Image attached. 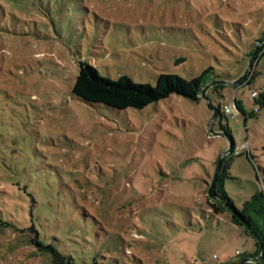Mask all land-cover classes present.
I'll return each mask as SVG.
<instances>
[{
	"label": "rangeland",
	"instance_id": "374dc122",
	"mask_svg": "<svg viewBox=\"0 0 264 264\" xmlns=\"http://www.w3.org/2000/svg\"><path fill=\"white\" fill-rule=\"evenodd\" d=\"M263 36L264 0H0V264H55L50 245L64 264L242 262L254 239L209 188L220 160L239 210L264 186ZM80 60L151 84L213 66L223 86L118 110L72 93Z\"/></svg>",
	"mask_w": 264,
	"mask_h": 264
},
{
	"label": "trees",
	"instance_id": "16d2710c",
	"mask_svg": "<svg viewBox=\"0 0 264 264\" xmlns=\"http://www.w3.org/2000/svg\"><path fill=\"white\" fill-rule=\"evenodd\" d=\"M262 39H257L256 42ZM255 51H257L256 57L263 56L264 43L260 47L255 45L253 52H250L249 55H253ZM211 71H214L213 66L205 68L199 75L192 78H185L176 73L162 72L157 76L156 83L151 84L149 82L134 81L126 74L120 75L117 79L106 77L89 61L80 60L78 73L71 91L74 95L90 104H104L118 110L128 108L143 109L174 93L195 100L199 99L201 95L203 96L204 88L211 84L207 78V74ZM252 82V78L246 77L238 82L236 87L242 84L250 85ZM222 86V82H217L212 86V89L218 90ZM252 97L256 104L253 115L261 111L264 112V92L256 91V94L252 95ZM218 114H221L220 107L218 108ZM223 132L227 133L225 130ZM231 143H234L232 137ZM234 148L235 143L233 150ZM223 169L224 166L222 165L219 168L214 186L216 198L210 199L209 205L215 213L228 211L233 222L240 225L254 239L255 244L254 251L243 254L242 262L232 264H264V186L262 190L247 199L242 209L239 210L224 188L221 173V171H224ZM46 247L53 251L55 264H64L65 258L58 249L52 245ZM237 251L238 255L242 254L239 250ZM258 257L260 259H257L255 263L248 260Z\"/></svg>",
	"mask_w": 264,
	"mask_h": 264
},
{
	"label": "water",
	"instance_id": "95a60500",
	"mask_svg": "<svg viewBox=\"0 0 264 264\" xmlns=\"http://www.w3.org/2000/svg\"><path fill=\"white\" fill-rule=\"evenodd\" d=\"M257 54V51H255L254 52V54H253V56H255ZM251 61H252V59L250 60V63H251ZM179 62V61H178ZM249 63V64H250ZM244 78V76H241L239 79H236V80H234V81H230V82H240L242 79ZM213 84H215V83H213ZM213 84H209V85H207L205 88H204V90H203V97L205 98V99H207V96H206V91L208 90V88L210 87V86H212ZM209 100V99H208ZM209 102V101H208ZM209 106H210V108L212 109V110H214V112H215V115H214V117L217 115V113H218V109H217V107H215L214 105H212L211 103L209 104ZM211 132H213V133H215V134H219V133H216L215 131H214V129H213V126L211 127ZM233 147H234V143H231L230 144V147L226 150V152H224L225 154H228L229 152H231L232 150H233ZM220 162H221V160L219 161V163H218V166H217V171H216V173H215V177H214V179L212 180V183H211V185H210V188H209V195H210V197L211 198H216V195H215V193H214V186H215V183H216V178H217V174H218V172H219V165H220ZM256 259H260V257H258V258H256ZM249 261H251V259H248ZM247 261V260H246Z\"/></svg>",
	"mask_w": 264,
	"mask_h": 264
},
{
	"label": "built area",
	"instance_id": "2783aa9c",
	"mask_svg": "<svg viewBox=\"0 0 264 264\" xmlns=\"http://www.w3.org/2000/svg\"><path fill=\"white\" fill-rule=\"evenodd\" d=\"M256 94V92H253L252 95L254 96ZM242 147L245 148L246 144H242ZM238 252V251H237Z\"/></svg>",
	"mask_w": 264,
	"mask_h": 264
}]
</instances>
